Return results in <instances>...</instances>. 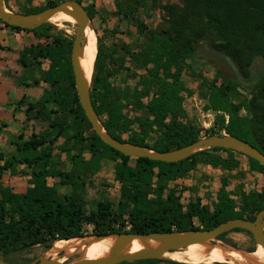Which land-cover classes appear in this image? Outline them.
Returning a JSON list of instances; mask_svg holds the SVG:
<instances>
[{
	"label": "trees",
	"instance_id": "16d2710c",
	"mask_svg": "<svg viewBox=\"0 0 264 264\" xmlns=\"http://www.w3.org/2000/svg\"><path fill=\"white\" fill-rule=\"evenodd\" d=\"M62 1L49 0L42 7L21 12H39ZM134 3L135 7H147L153 0H134ZM92 7V4L85 6L90 18ZM165 10L167 26L150 31L141 51L128 52L140 62L138 68L145 69L132 87L120 88L113 82L119 70L129 74L130 70L124 67L122 59L118 63L117 58L105 52L98 40L90 97L103 127L121 142L155 151L173 150L201 138L200 128L184 115L182 92L189 91L181 79L180 62L195 60V49L202 42L223 53L239 71L242 81H230L221 70L212 79L203 80L200 91L205 109L216 114L214 127L205 136L226 133L264 154V71L259 76L252 73L256 59L264 65V0H183L181 5H166ZM0 22L44 38V44L26 49L22 56L28 55L30 63L38 58L49 61L42 76L49 90L26 108L28 120L40 119L47 127L41 133L32 132L26 139L19 134L16 155L5 157L0 152L1 259L7 261L8 254L36 245L46 250L56 240L85 236L86 226H91V233L96 235L210 229L232 218L253 220L264 208V187L249 196L241 193L237 199L222 188L211 206H200L192 200L183 205L174 190L165 193L167 182L182 177L197 164L230 169L237 166V161L231 158L233 153L243 154L210 148L167 163L120 153L95 134L80 107L70 63L73 40L52 33L54 25L49 22L32 29L12 26L1 19ZM21 62L24 63L22 59ZM239 89L247 91L248 96L241 95ZM48 102L51 106H46ZM242 110L246 114H241ZM128 111L134 115L130 117ZM219 151L226 152L229 158H222ZM56 152L58 157L65 154L72 164L70 170L57 167L53 161ZM84 152L89 154L88 159ZM245 157L252 170L264 175L262 165ZM103 160L114 162V179L121 184L122 200L115 212L103 202L88 212L76 191L84 186L86 175L101 169ZM18 164L30 169V186L22 194L14 193L1 182L4 172L15 173ZM48 178L69 186L71 192L60 194L54 185L48 184ZM226 182L223 181V186ZM120 264L184 263L147 259Z\"/></svg>",
	"mask_w": 264,
	"mask_h": 264
},
{
	"label": "rangeland",
	"instance_id": "374dc122",
	"mask_svg": "<svg viewBox=\"0 0 264 264\" xmlns=\"http://www.w3.org/2000/svg\"><path fill=\"white\" fill-rule=\"evenodd\" d=\"M4 1L9 9L21 12L27 9L42 7L49 0ZM80 2L84 7L93 5V17L90 18L89 27L94 31L96 43L99 40L105 52L117 58L118 63L122 59L124 67L130 70L129 74V72L121 69L114 78L113 82L120 88H123L125 85L132 87L137 84L139 76L145 73L144 68H138L140 62L132 59L128 52L137 53L141 51V48L145 44L146 36L150 31H160L167 26L165 6L168 4L181 5L183 0H153V3L147 7H135L134 0H81ZM49 23L54 25L52 33L59 34L64 39L73 40L76 30L75 21H68L58 26L52 22ZM202 44L204 43L201 42L200 45ZM180 64L182 65L181 79L189 91L182 92L184 115L200 128V135L204 137L207 130L214 127L216 114L210 110L212 113L209 116L211 126L201 131V125L206 120L205 117L203 118V112L206 111V102L201 95V84L204 79H212L216 76L221 68L211 62L197 58L195 60H183ZM263 71L264 65L262 61L256 59L252 67V73L259 76ZM238 91L243 96H248L249 94L242 89ZM241 114L244 115L246 113L242 110ZM128 115L132 117L134 114L128 111ZM38 124L47 125L45 122H39ZM133 128L136 129L137 127L133 126ZM43 130L38 129V133H41ZM29 135L28 133L27 137ZM218 154L222 158H229V155L224 151H219ZM22 155H26V153H22ZM57 155L58 153L53 157V161L57 167L67 171L70 170L72 164L68 161L65 154H60V157ZM84 157L88 159L89 154L84 152ZM231 158L233 161H237V166H231L230 169L214 168L204 163L197 164L182 177H177L167 182L165 193L170 189L174 190L176 195L179 196L180 203L183 205L192 200L198 202L200 206H211L214 201H217L222 188L225 192H228L230 197L235 199L241 193L249 196L261 191L264 187V175L259 171L252 170L244 155L233 153ZM113 164L114 162L110 160H103L101 162V169L93 174L86 175L84 177V186L76 191V194L82 199L88 212L91 209H95L99 202L106 203L112 211H117L118 203L122 200L121 184L114 179ZM232 164L233 162L231 161L230 165ZM15 171L17 173L5 171L1 182L4 187L10 188L14 193L22 194L30 186V169L18 164L15 166ZM22 172L25 173L23 174ZM225 180L227 182L223 186V181ZM57 181L55 178L47 179L48 184L54 185L60 194L63 195L71 192L69 186H61ZM152 196L154 194H150V197ZM195 223L197 224L196 220ZM86 229L88 230L87 235H93L91 233V226H86ZM223 241L242 250L249 251L247 249L252 248L250 251H254V240L251 234L246 231L232 230L226 232ZM43 252V247L36 245L8 254L6 259L12 263L29 262L42 255Z\"/></svg>",
	"mask_w": 264,
	"mask_h": 264
},
{
	"label": "water",
	"instance_id": "95a60500",
	"mask_svg": "<svg viewBox=\"0 0 264 264\" xmlns=\"http://www.w3.org/2000/svg\"><path fill=\"white\" fill-rule=\"evenodd\" d=\"M59 12L69 15L76 22L75 36L73 38L70 52V63L74 77L75 91L85 117L90 123L92 130L102 140V142L129 157H142L167 163L181 161L201 150L210 148H226L250 157L264 167V154L259 149L242 139L226 133L204 136L190 144L169 151L151 150L140 145L121 142L111 136V134L101 124L99 116L97 115L91 102V78L87 81L78 64V57L84 46V32L86 27H89L90 22V17L85 7L78 1L65 0L39 12L25 14L9 9L5 5V1L0 0L1 21L20 28L32 29L44 23L51 22V17ZM194 56L197 59L208 61L219 66L230 81L237 83L242 82L239 78L236 67L220 51L211 49L204 43L195 49ZM234 229L249 232L254 240V246L260 245L264 248V208L255 215L253 220L245 218H232L219 223L210 229L151 232L145 234L120 232L102 235L93 234L79 237L83 238L86 236H92L94 239H103L108 236H112L113 239L110 243L108 252L103 257L97 259L78 257L68 258L64 262H59L45 256L44 250L42 255H39L37 258L29 262L12 263L0 258V264H120L123 262L147 259L170 260L165 257L166 253L183 251L188 246L194 244L207 243L210 246H213L216 241H220L225 245L231 246V244L218 239V236ZM133 239L141 241L143 243V247L137 250H131L129 248V243ZM151 241H155L157 245L152 247L148 243ZM91 243L92 242L90 241H86L82 244V246L86 247Z\"/></svg>",
	"mask_w": 264,
	"mask_h": 264
},
{
	"label": "crops",
	"instance_id": "0c3cea01",
	"mask_svg": "<svg viewBox=\"0 0 264 264\" xmlns=\"http://www.w3.org/2000/svg\"><path fill=\"white\" fill-rule=\"evenodd\" d=\"M45 42L29 30H15L0 22V152L5 157L16 155L19 134L26 139L28 133H38V129L47 127L38 124L44 122L40 119L28 120L26 108L49 90L48 83L42 80L49 61L38 58L30 63L28 55L22 56L26 49Z\"/></svg>",
	"mask_w": 264,
	"mask_h": 264
},
{
	"label": "bare ground",
	"instance_id": "6f19581e",
	"mask_svg": "<svg viewBox=\"0 0 264 264\" xmlns=\"http://www.w3.org/2000/svg\"><path fill=\"white\" fill-rule=\"evenodd\" d=\"M50 20L56 26L68 21L74 22L72 17L62 12L55 14ZM96 45L94 31L87 26L84 32V46L78 57V64L87 81L90 80L92 75ZM112 239V236L103 239H94L92 236H86L83 238L56 240L50 248L45 250L44 254L59 262H64L68 258L78 257L97 259L106 255ZM86 241L92 243L86 247L82 246ZM148 243L152 247L157 245L155 241ZM142 247L143 243L137 239H133L129 243L131 250H137ZM165 257L171 261L184 264H264V248L256 245L254 246V251L249 252L237 246L225 245L220 241H216L213 246L207 243L190 245L183 251L166 253Z\"/></svg>",
	"mask_w": 264,
	"mask_h": 264
},
{
	"label": "built area",
	"instance_id": "2783aa9c",
	"mask_svg": "<svg viewBox=\"0 0 264 264\" xmlns=\"http://www.w3.org/2000/svg\"><path fill=\"white\" fill-rule=\"evenodd\" d=\"M211 111L210 110H206L205 112H203V118L205 117L206 118V120L205 121H203V123H202V129H201V131H203L204 129H207V128H209L210 126H211V120H210V118L208 117V116H211Z\"/></svg>",
	"mask_w": 264,
	"mask_h": 264
},
{
	"label": "flooded vegetation",
	"instance_id": "af4514ba",
	"mask_svg": "<svg viewBox=\"0 0 264 264\" xmlns=\"http://www.w3.org/2000/svg\"><path fill=\"white\" fill-rule=\"evenodd\" d=\"M221 240H224V238H223V239H221Z\"/></svg>",
	"mask_w": 264,
	"mask_h": 264
}]
</instances>
